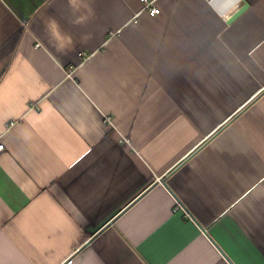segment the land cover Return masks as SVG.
Instances as JSON below:
<instances>
[{"label":"crops","instance_id":"obj_1","mask_svg":"<svg viewBox=\"0 0 264 264\" xmlns=\"http://www.w3.org/2000/svg\"><path fill=\"white\" fill-rule=\"evenodd\" d=\"M154 1L0 0V264H264V0Z\"/></svg>","mask_w":264,"mask_h":264},{"label":"built area","instance_id":"obj_2","mask_svg":"<svg viewBox=\"0 0 264 264\" xmlns=\"http://www.w3.org/2000/svg\"><path fill=\"white\" fill-rule=\"evenodd\" d=\"M140 2L143 5V11L147 12L150 16L156 17V16L160 15L161 9L157 6V3L154 0H140ZM72 74H73V70L70 69L67 72V76L71 77ZM104 122L108 123V124H112L110 117H105ZM16 124H17L16 122H12V123H10L9 126L12 128ZM4 150H5V146L0 142V153L4 152ZM72 262H73V260L70 259L68 261V264H72Z\"/></svg>","mask_w":264,"mask_h":264},{"label":"water","instance_id":"obj_3","mask_svg":"<svg viewBox=\"0 0 264 264\" xmlns=\"http://www.w3.org/2000/svg\"><path fill=\"white\" fill-rule=\"evenodd\" d=\"M249 8L248 4H244V6L238 10L228 21L229 24L234 22L239 16H241L247 9Z\"/></svg>","mask_w":264,"mask_h":264}]
</instances>
